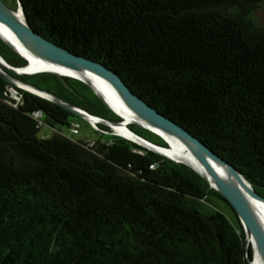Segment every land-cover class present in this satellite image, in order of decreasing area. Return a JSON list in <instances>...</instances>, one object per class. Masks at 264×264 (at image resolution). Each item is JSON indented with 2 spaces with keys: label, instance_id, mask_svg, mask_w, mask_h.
<instances>
[{
  "label": "trees",
  "instance_id": "1",
  "mask_svg": "<svg viewBox=\"0 0 264 264\" xmlns=\"http://www.w3.org/2000/svg\"><path fill=\"white\" fill-rule=\"evenodd\" d=\"M30 26L117 71L264 197V0H21ZM17 8V0L9 5ZM0 55L27 59L0 38ZM13 76L108 121L85 82ZM76 114L0 75V264H250L234 209L190 166L111 133L39 135ZM41 115V116H42ZM89 123V122H88ZM128 127L163 147L157 133Z\"/></svg>",
  "mask_w": 264,
  "mask_h": 264
},
{
  "label": "water",
  "instance_id": "2",
  "mask_svg": "<svg viewBox=\"0 0 264 264\" xmlns=\"http://www.w3.org/2000/svg\"><path fill=\"white\" fill-rule=\"evenodd\" d=\"M0 23L4 24L9 29L15 39V43L4 37L1 33L0 38L28 61L26 66L14 67L8 64L7 61L0 55L1 76H3L8 82L50 99L53 102L67 108L72 113L89 120L90 116L94 117V115H91L81 108L72 106L48 91L24 82L23 80L10 74L8 71L18 74L56 72L60 75L74 77L85 82L116 114L122 118V121L119 122L108 121L100 118L102 123L107 124L111 128V133L117 134L111 124L124 125L137 138L129 140L144 148L164 155L175 162H180L190 166L203 178H205L211 187L223 195V197L234 209L238 219L244 227L246 233L247 251H249L250 246L253 250L257 249L264 264V220L261 218V215L253 203V200L264 203V197L255 191L248 179L234 165L220 157L206 143L196 137L184 126L158 111L140 95L136 94L117 71L100 61L75 54L65 47L46 38L39 32H36L28 23L21 0H17L16 9L9 6L4 0H0ZM28 54H31L41 60L43 65L40 67H32ZM51 66L65 68L76 73L93 72L103 77L112 85L115 91L122 98L125 105L141 120L147 123V125H145V123L128 120L127 116L117 111L87 79L79 75L54 70ZM42 93H45L46 95H43ZM95 117L98 118L97 116ZM131 123L140 125L150 130H152L150 127L153 126L172 136H175L187 147L194 157L196 164L194 165L181 157H175L167 154L163 150H169L168 147L152 143L136 134L132 129L127 127V125ZM160 136L168 143V145H170L164 136ZM233 178H235L240 185L237 184ZM248 259L250 264H254L255 253H253L252 257L248 254Z\"/></svg>",
  "mask_w": 264,
  "mask_h": 264
},
{
  "label": "bare ground",
  "instance_id": "3",
  "mask_svg": "<svg viewBox=\"0 0 264 264\" xmlns=\"http://www.w3.org/2000/svg\"><path fill=\"white\" fill-rule=\"evenodd\" d=\"M0 33L4 37L8 38L10 41L15 43V39L12 36L11 32L2 23H0ZM28 55L30 57V64L32 67L33 66L34 67H40L43 65L41 60H39L38 58H36L35 56H33L31 54H28ZM51 68L54 70L60 71V72L79 75V76L87 79L117 111H119L121 114L127 116L128 120H133V121L145 123L143 120H141L137 115H135L125 105L122 98L115 91V89L112 87V85L103 77H101V76H99L93 72L76 73V72L67 70L65 68H59V67H54V66H51ZM42 94L46 95L45 93H42ZM90 119H92L94 122L95 121H101L100 117L96 118L95 116L94 117L90 116ZM111 125L114 127V129L118 135H121V136L126 137L128 139H137L124 125H116V124H111ZM145 125H147V123H145ZM127 127H128V125H127ZM150 128L153 131H155L156 133H158L159 135L164 136V138H166L168 140V142L170 143V145L168 147L169 150H163L164 152H166L167 154H169L171 156L181 157L183 159H186L187 161H189L190 163H192L194 165L196 164V161H195L194 157L192 156V154L190 153V151L187 149V147L178 138L164 132L163 130L155 128L153 126ZM138 141H140V140H138ZM233 180L235 182H237V184L240 185V183L235 178H233ZM253 203H254L257 211L261 215V218L264 220V203H262L260 201H256V200H253ZM252 251H253L252 253H255V263L254 264H263L257 249H255V250L252 249ZM252 256H253V254H252Z\"/></svg>",
  "mask_w": 264,
  "mask_h": 264
},
{
  "label": "rangeland",
  "instance_id": "4",
  "mask_svg": "<svg viewBox=\"0 0 264 264\" xmlns=\"http://www.w3.org/2000/svg\"><path fill=\"white\" fill-rule=\"evenodd\" d=\"M8 5L12 4V0H4ZM255 19L258 23L264 24V3L262 6L255 12ZM75 121H78L81 124L80 133L73 134L69 126H56L52 127L51 125L45 122V116L40 117L41 129L39 135L41 137L50 136L55 132H61L63 135L71 138L72 140H79L86 137V135L96 138L99 134L89 125L88 120L76 115L72 118Z\"/></svg>",
  "mask_w": 264,
  "mask_h": 264
},
{
  "label": "built area",
  "instance_id": "5",
  "mask_svg": "<svg viewBox=\"0 0 264 264\" xmlns=\"http://www.w3.org/2000/svg\"><path fill=\"white\" fill-rule=\"evenodd\" d=\"M41 115H42V113L40 111L35 112V117L40 118ZM88 122L94 128H97V124L101 123V121H95L94 122L92 119H89ZM40 124H41V122H40ZM80 128H81V124L79 122H74L72 127H71V132L75 135L79 134ZM86 137H87V142L89 143V146H93L95 141L92 138H90V136H88V135H86Z\"/></svg>",
  "mask_w": 264,
  "mask_h": 264
}]
</instances>
